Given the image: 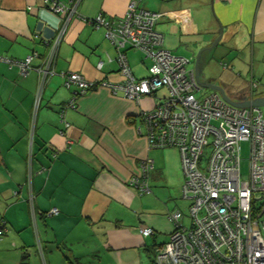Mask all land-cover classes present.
Instances as JSON below:
<instances>
[{
  "label": "crops",
  "instance_id": "crops-1",
  "mask_svg": "<svg viewBox=\"0 0 264 264\" xmlns=\"http://www.w3.org/2000/svg\"><path fill=\"white\" fill-rule=\"evenodd\" d=\"M208 1L223 24L219 40L235 55L229 62L245 61L257 71L264 65V0ZM142 4L162 14L156 25L162 47L189 59L188 70H194L193 57L220 34L205 0ZM126 6L127 0H81L56 52L54 75L40 92L33 69L22 75L0 60V264H20L22 256L26 264H151L153 249L172 231L168 214L179 211L181 224L189 225L177 150L150 149L143 130L137 131L139 112L155 106L156 95L135 103L98 87L76 97L74 109H63L75 87L65 89L60 73L88 82L124 81L103 29L84 19H117ZM59 25L43 0H0V56L23 61L36 52L30 64L37 67ZM124 55L135 78L147 75L149 62L140 53L127 49ZM144 159L153 162L150 193L139 195L128 181ZM52 209L57 213L45 216ZM141 227L153 235L142 237Z\"/></svg>",
  "mask_w": 264,
  "mask_h": 264
},
{
  "label": "built area",
  "instance_id": "built-area-1",
  "mask_svg": "<svg viewBox=\"0 0 264 264\" xmlns=\"http://www.w3.org/2000/svg\"><path fill=\"white\" fill-rule=\"evenodd\" d=\"M79 2L43 0L60 25L50 42V54L37 67L30 64L35 57L32 55L24 61L0 58L17 66L22 75L33 69L38 75L39 92L50 74L52 57L67 20L76 14ZM140 3L141 0H127L123 16L117 19L107 20L98 14L92 20L95 28L103 29L104 40L117 53L123 83L88 82L80 74L66 72L62 74V85L65 89L75 87L76 93L63 109H74L77 96L98 87L114 94L120 92L135 103L165 88L166 97L157 98L155 106L139 112L137 131L143 130L150 149L177 150L184 177L180 196L189 201V225L181 224L179 211L168 214L172 231L165 243L153 249L151 264H264V114L252 106L232 107L216 91L208 90L197 97L195 93L203 88L198 87L194 71L188 70L190 60L162 47V36L154 29L161 15L142 9ZM61 16L68 18L62 21ZM126 48L141 53L149 62L145 77L137 79L132 74L122 52ZM106 59L111 61L109 56ZM101 68L102 62H98L96 69ZM222 68L226 69V65L222 64ZM256 87L252 82L250 94ZM38 102L37 96L34 111ZM242 142L249 144L248 175L243 180L239 155ZM152 169L151 160H142L128 186L139 195L150 193L148 174ZM56 213L52 209L45 216ZM3 228L0 220V237ZM138 232L142 237L154 233L149 227H141Z\"/></svg>",
  "mask_w": 264,
  "mask_h": 264
},
{
  "label": "rangeland",
  "instance_id": "rangeland-1",
  "mask_svg": "<svg viewBox=\"0 0 264 264\" xmlns=\"http://www.w3.org/2000/svg\"><path fill=\"white\" fill-rule=\"evenodd\" d=\"M205 2H206V9H207L209 1L205 0ZM210 2H211V0H210ZM44 6H45V4H44ZM208 7H209V11H208L209 18H212L213 20H215L217 22L218 33L220 32V30H221V33H223V24H221V22H219L217 15H216V12H215V8L213 7V5L211 7L210 4ZM75 16H77V11H76ZM61 18H62V21H64L68 17L67 16H61ZM71 18L67 20L66 27L68 26ZM112 20H114V19H112ZM159 20H160V17L154 26V29L158 34H160V33L156 30V25L158 24ZM66 27H65V30H66ZM55 35H56V32L50 41L44 42L45 45L47 46V51L45 52V54L39 55L40 60H42L43 58L45 59L47 57V55L50 54V49H49L50 42H53V40L56 38ZM62 37L59 39L60 41L57 44V49L54 53V56L52 57V63H51L50 68H49L50 74H48L46 76V79L44 82L45 84L43 85V87L46 85V83L49 79V76L54 75V63H55V57L57 54L56 52L58 50L59 44L62 40ZM212 43L210 44V46L212 45ZM210 46H208L207 48H205L204 51H202L201 55L199 56L198 63H197V73H198L199 81L201 83H204V84L212 83L213 84L214 82H216V84H218V82H219L221 84L220 87L224 91L225 96L233 102H240V101H244L246 99L248 100V98L250 99L251 96H262V95H264V65H261L256 71L254 68L253 69L251 68V66L249 65L248 62H245V61H242L238 64H232L231 62H229L227 57H232V56L235 57V55L233 54V51L227 47L224 39L219 40V42L214 47H210ZM131 50H133V49H131ZM133 51H135V50H133ZM197 52L195 54H197ZM31 55L38 58V55L36 52H32ZM195 56L193 57L194 59H195ZM193 64H194V60H193ZM221 64H226L227 65L226 69H223ZM62 74H64V73L59 74L61 79H62ZM252 77H253V81H255L257 83V88L252 92V94H250V88L249 87H250ZM121 83H123V82H121ZM206 91H208V90L203 88L199 92H196L195 95L198 97L200 94H202L203 92H206ZM75 93L76 92L73 91V95ZM167 95H168V91L163 87L156 91V96L158 99L166 97ZM254 98H257V97H254ZM260 110L264 114V107H261ZM170 150H171V148H166V149H162L161 151H170ZM172 150H176V149H172ZM239 155H240V174H241V178L243 180L248 175V155H249V144L248 143H246V142L240 143ZM179 164H180V158H179ZM180 171L182 174L181 165H180ZM183 178L184 177L182 174V181H183ZM188 224H189V218H188ZM149 241H150V238H149ZM144 260H145V258H144ZM145 262L147 263L148 260L146 259Z\"/></svg>",
  "mask_w": 264,
  "mask_h": 264
},
{
  "label": "water",
  "instance_id": "water-1",
  "mask_svg": "<svg viewBox=\"0 0 264 264\" xmlns=\"http://www.w3.org/2000/svg\"><path fill=\"white\" fill-rule=\"evenodd\" d=\"M220 37H221V30H220V34H219L218 38L215 40V42L212 44L211 47H214L218 43ZM198 55H196V57H195V67H194V76H195V80H196L198 87L218 92L225 103H227L228 105L235 107V108H248V107L252 106V107H256V108L260 109L261 107H264V98H262V99H248L244 102H233L225 96L223 90L220 87H218L217 85H213L211 83H206V84L201 83L199 81V78H198L197 67H196Z\"/></svg>",
  "mask_w": 264,
  "mask_h": 264
},
{
  "label": "trees",
  "instance_id": "trees-1",
  "mask_svg": "<svg viewBox=\"0 0 264 264\" xmlns=\"http://www.w3.org/2000/svg\"><path fill=\"white\" fill-rule=\"evenodd\" d=\"M81 1V0H80ZM65 4V3H64ZM140 7L142 8V9H144V10H146L145 8H144V6H143V4H142V0H141V3H140ZM45 8L47 9V7L45 6ZM148 11V10H147ZM151 12V11H150ZM152 13H154V12H152ZM78 14V13H77ZM156 14H159V13H156ZM160 15L162 16V14L160 13ZM161 18V17H160ZM92 20H93V18L92 19H86V21L90 24V25H92L93 27H94V23L92 22ZM125 50H127V48L126 49H124V50H122V52L124 53L125 52ZM137 52V51H136ZM139 53V52H138ZM141 54V53H140ZM141 56H142V54H141ZM0 58H2L1 56H0ZM116 58H117V53L115 52V57H114V61L117 63V61H116ZM142 59H143V56H142ZM1 60V59H0ZM112 60V59H111ZM8 65H10V64H8ZM118 65V64H117ZM129 66V65H128ZM119 69V68H118ZM119 72H120V70H119ZM138 79V78H137ZM252 82L253 83H255V84H257L255 81H253V79H251V83H250V87H251V84H252ZM249 87V88H250ZM257 88V87H256ZM255 89H253V91H254ZM252 94V93H251ZM156 95V94H155ZM149 183V182H148ZM145 195V194H144ZM47 213V212H46ZM45 213V214H46ZM25 259H26V257L25 256H22L21 257V260H20V264H26L25 263ZM151 262H152V259H151ZM150 262V263H151Z\"/></svg>",
  "mask_w": 264,
  "mask_h": 264
},
{
  "label": "clouds",
  "instance_id": "clouds-1",
  "mask_svg": "<svg viewBox=\"0 0 264 264\" xmlns=\"http://www.w3.org/2000/svg\"><path fill=\"white\" fill-rule=\"evenodd\" d=\"M194 71V70H193ZM252 99V98H251Z\"/></svg>",
  "mask_w": 264,
  "mask_h": 264
}]
</instances>
